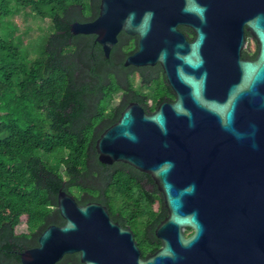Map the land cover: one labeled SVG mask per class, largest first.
<instances>
[{
	"label": "water",
	"instance_id": "95a60500",
	"mask_svg": "<svg viewBox=\"0 0 264 264\" xmlns=\"http://www.w3.org/2000/svg\"><path fill=\"white\" fill-rule=\"evenodd\" d=\"M70 31L94 35L105 58L120 33L136 36L124 66L158 64L174 94L151 113L130 102L95 143L101 164L153 180L167 212L154 231L161 246L141 258L132 230L104 205L59 190L65 223L48 226L21 264L72 254L81 264H264V0H101L98 16ZM245 31L258 44L254 60L241 57ZM255 187L256 224L244 215Z\"/></svg>",
	"mask_w": 264,
	"mask_h": 264
},
{
	"label": "trees",
	"instance_id": "16d2710c",
	"mask_svg": "<svg viewBox=\"0 0 264 264\" xmlns=\"http://www.w3.org/2000/svg\"><path fill=\"white\" fill-rule=\"evenodd\" d=\"M100 2L0 0V264H21L48 226L65 223L59 190L79 205H104L113 222L132 230L141 258L161 246L154 231L167 212L153 180L120 162L101 164L95 143L130 102L151 113L170 90L158 64L124 66L136 36L120 33L105 58L94 35L71 33L72 23L98 16ZM21 12L49 21L34 55L15 35L12 18ZM22 218L27 232L16 233ZM57 264L81 263L72 254Z\"/></svg>",
	"mask_w": 264,
	"mask_h": 264
},
{
	"label": "rangeland",
	"instance_id": "374dc122",
	"mask_svg": "<svg viewBox=\"0 0 264 264\" xmlns=\"http://www.w3.org/2000/svg\"><path fill=\"white\" fill-rule=\"evenodd\" d=\"M13 22L16 24L15 35L21 36L22 46L30 47V54L34 55L36 51L33 47L41 44L48 35V20H37L33 17H26L23 12L15 15L12 18ZM139 81L135 80V85H138ZM146 90V89H144ZM120 97L116 95L112 102V105L115 106L119 103ZM27 228L25 225V219H21L20 224L16 227V233H26Z\"/></svg>",
	"mask_w": 264,
	"mask_h": 264
},
{
	"label": "flooded vegetation",
	"instance_id": "af4514ba",
	"mask_svg": "<svg viewBox=\"0 0 264 264\" xmlns=\"http://www.w3.org/2000/svg\"><path fill=\"white\" fill-rule=\"evenodd\" d=\"M178 29L185 35L186 40L188 42H191L193 40L194 34L191 29L182 25L178 26ZM185 31H189L190 32L189 35L188 33L186 34ZM244 36H245V45L241 52V57L243 59L254 60L256 58V54L258 51V44L256 40L249 34V32L245 31ZM169 90L171 97L170 98L165 97V99L162 101H168V102L174 101L175 97L170 87ZM162 101H160L159 103H161ZM260 208H261L260 192L259 189L255 187L253 193L247 192L245 194L244 215L247 223L250 222L254 224L258 223L260 217Z\"/></svg>",
	"mask_w": 264,
	"mask_h": 264
}]
</instances>
